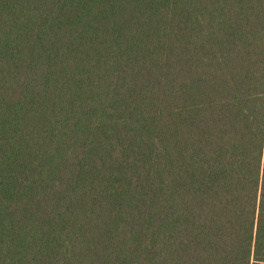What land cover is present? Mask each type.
Returning <instances> with one entry per match:
<instances>
[{"label":"trees","instance_id":"1","mask_svg":"<svg viewBox=\"0 0 264 264\" xmlns=\"http://www.w3.org/2000/svg\"><path fill=\"white\" fill-rule=\"evenodd\" d=\"M0 264H264V0H0Z\"/></svg>","mask_w":264,"mask_h":264}]
</instances>
